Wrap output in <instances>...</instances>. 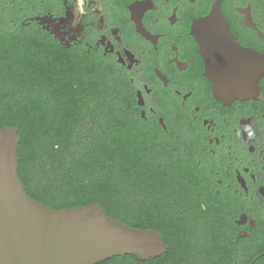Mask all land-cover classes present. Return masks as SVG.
Here are the masks:
<instances>
[{"label": "flooded vegetation", "instance_id": "obj_1", "mask_svg": "<svg viewBox=\"0 0 264 264\" xmlns=\"http://www.w3.org/2000/svg\"><path fill=\"white\" fill-rule=\"evenodd\" d=\"M216 2L0 0V118L27 100L37 133L101 145L109 134L114 164L148 167L158 186L136 189L131 175L114 218L159 230L163 253L99 264H264V0L219 1L262 68L241 98L218 97L205 72L194 24ZM50 142L37 136L35 148Z\"/></svg>", "mask_w": 264, "mask_h": 264}, {"label": "water", "instance_id": "obj_2", "mask_svg": "<svg viewBox=\"0 0 264 264\" xmlns=\"http://www.w3.org/2000/svg\"><path fill=\"white\" fill-rule=\"evenodd\" d=\"M219 1L194 29L216 95L241 98L257 88L262 68L252 70L251 51L232 34ZM18 134L17 126L0 128V264H97L118 255L163 253L158 231L131 227L97 202L57 209L33 198L18 173Z\"/></svg>", "mask_w": 264, "mask_h": 264}, {"label": "trees", "instance_id": "obj_3", "mask_svg": "<svg viewBox=\"0 0 264 264\" xmlns=\"http://www.w3.org/2000/svg\"><path fill=\"white\" fill-rule=\"evenodd\" d=\"M6 105L10 110L16 107V103L13 102H7ZM18 107L19 116L1 117L0 128L6 125L19 127L18 135L21 141L18 148V173L24 180L28 193L37 201L57 209L97 202L114 218L116 217L114 196L117 187L128 186L134 177L131 175H135L133 184L136 189L148 190L151 187V189L158 187H154V181L150 180V176H146L148 167L144 169L145 175H142L141 165L130 167L114 164L113 140L109 134L103 135L102 145L97 143L96 137L92 141H86L83 134L76 135L72 132L40 134L34 130V126L40 120L35 118L34 103L25 100L18 103ZM37 136H49L51 149L37 151L35 148ZM44 156L50 158L48 161L51 163L45 162ZM118 168L122 175H118ZM129 169L131 171L128 177L125 174ZM37 173H40L43 179L32 185L33 176ZM57 193L62 194L64 198L56 200ZM134 226L143 229L147 227L146 224L139 222Z\"/></svg>", "mask_w": 264, "mask_h": 264}, {"label": "rangeland", "instance_id": "obj_4", "mask_svg": "<svg viewBox=\"0 0 264 264\" xmlns=\"http://www.w3.org/2000/svg\"><path fill=\"white\" fill-rule=\"evenodd\" d=\"M41 179H43V177L41 176L40 173H37L36 175L34 174L32 185H33L34 182H37V181H39ZM55 197H56L55 198L56 200H58V199L62 200V198H64V196L62 194H60V193H57Z\"/></svg>", "mask_w": 264, "mask_h": 264}, {"label": "clouds", "instance_id": "obj_5", "mask_svg": "<svg viewBox=\"0 0 264 264\" xmlns=\"http://www.w3.org/2000/svg\"><path fill=\"white\" fill-rule=\"evenodd\" d=\"M80 3H81V6H83L84 0H80ZM245 130L248 132V135H249L250 138L254 136V132L251 130L250 127L246 128Z\"/></svg>", "mask_w": 264, "mask_h": 264}]
</instances>
